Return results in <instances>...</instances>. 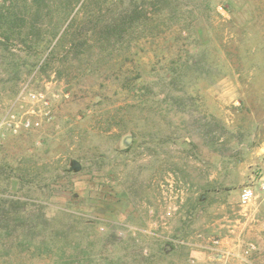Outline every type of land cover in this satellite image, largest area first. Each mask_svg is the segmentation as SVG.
<instances>
[{"label": "rangeland", "instance_id": "obj_1", "mask_svg": "<svg viewBox=\"0 0 264 264\" xmlns=\"http://www.w3.org/2000/svg\"><path fill=\"white\" fill-rule=\"evenodd\" d=\"M46 10L0 49V264H264V0Z\"/></svg>", "mask_w": 264, "mask_h": 264}, {"label": "trees", "instance_id": "obj_2", "mask_svg": "<svg viewBox=\"0 0 264 264\" xmlns=\"http://www.w3.org/2000/svg\"><path fill=\"white\" fill-rule=\"evenodd\" d=\"M53 0H32L30 3L31 8L28 7L26 10H15L7 2H2L0 0V49L10 50L9 41L14 39L25 37L23 41L30 40L33 38L35 44L32 46L33 49H37L38 45L41 44V27H39V21L46 14V8L49 7L50 2ZM27 7V6H26ZM115 28L119 25L116 23ZM114 28L111 25L107 26V33L113 31ZM116 30V29H115ZM85 31L76 32L72 41L78 36H85ZM40 62V61H39ZM38 62V64H39ZM18 62L10 63L11 65H16ZM46 64L43 63L42 66Z\"/></svg>", "mask_w": 264, "mask_h": 264}, {"label": "built area", "instance_id": "obj_3", "mask_svg": "<svg viewBox=\"0 0 264 264\" xmlns=\"http://www.w3.org/2000/svg\"><path fill=\"white\" fill-rule=\"evenodd\" d=\"M1 125H2V121L0 119V126ZM25 125L29 126L30 125V121H26ZM262 188L264 189V184H262ZM253 198H255V188L252 185H248V186H246L243 189V191L241 193V199L240 200L242 202L246 203V202L250 201Z\"/></svg>", "mask_w": 264, "mask_h": 264}, {"label": "water", "instance_id": "obj_4", "mask_svg": "<svg viewBox=\"0 0 264 264\" xmlns=\"http://www.w3.org/2000/svg\"><path fill=\"white\" fill-rule=\"evenodd\" d=\"M77 167L80 168V165L77 164ZM169 249H170V246H167V250H169Z\"/></svg>", "mask_w": 264, "mask_h": 264}]
</instances>
